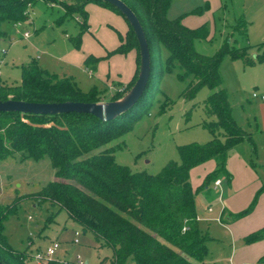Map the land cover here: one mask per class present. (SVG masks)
Instances as JSON below:
<instances>
[{
	"label": "trees",
	"instance_id": "obj_1",
	"mask_svg": "<svg viewBox=\"0 0 264 264\" xmlns=\"http://www.w3.org/2000/svg\"><path fill=\"white\" fill-rule=\"evenodd\" d=\"M44 1L62 7L56 23L80 18V33L71 40L74 46L79 45L80 34L87 30L84 10L87 3L106 7L125 20L115 7L100 0ZM121 1L138 19L149 53L148 80L136 103L106 121L77 112L50 115L0 111V162L13 158L18 152L33 161L48 160L53 178L30 196L37 202L48 200L56 204L82 232L90 233L109 247L111 257L101 258L100 264H200L207 255L209 238L198 228V201L210 206L216 200L210 186L214 180L220 179L226 185L231 183L227 160L236 146L248 142L252 150L255 149L251 134L233 118L228 94L221 87L220 62L226 55L240 58L245 64L254 60L248 58L246 49L231 50L226 44L211 56L197 53L193 49V39H204L205 28L203 25L188 28L180 22L181 16L168 18L166 11L172 0ZM31 2L0 0V22L25 20L26 8ZM239 22L245 23L242 19ZM126 24V32L124 35L117 33L118 44L107 55L134 49L135 73L129 83L117 88L107 99L104 91L95 87L82 91L72 79L50 74L38 66L35 57H28L19 67L17 81L0 79V100L100 102L118 99L133 84L139 63L137 42ZM243 31H247L245 24ZM259 47L262 53L256 56L264 58V42ZM161 49L166 51L163 62ZM97 60V57L88 56L84 65L92 70ZM175 65L183 70L180 78L190 77L179 94L182 99L191 100L202 87L210 90L202 101L203 112L210 119L201 121L210 139L204 143L176 146L178 161L168 160L155 174L132 171L126 165L115 163L114 149L106 145L125 134L147 111L159 77ZM160 106L163 110L167 100ZM208 160L214 161V168L192 189L189 170ZM17 202L0 207V261L30 264L29 253L10 248L2 231L3 220L14 212ZM253 207L254 203L232 215V220L240 219ZM263 237L264 228H261L244 239L251 243Z\"/></svg>",
	"mask_w": 264,
	"mask_h": 264
},
{
	"label": "rangeland",
	"instance_id": "obj_2",
	"mask_svg": "<svg viewBox=\"0 0 264 264\" xmlns=\"http://www.w3.org/2000/svg\"><path fill=\"white\" fill-rule=\"evenodd\" d=\"M61 14L62 7L56 3L32 0L20 26L0 22L1 80L18 79L20 65L28 57H36L38 66L58 78L76 81L82 90L93 85L98 89L104 87L106 73L99 62L92 71L87 72L84 68L82 56L88 45L81 40L84 33L80 34L78 46L71 43L80 33V18L56 23L55 19ZM166 16H181L180 22L188 28L204 26L206 37L193 39V49L197 53L211 56L226 44L231 50L246 49L248 58L254 60L245 64L242 59L227 55L221 59V87L228 94L233 118L251 134L255 149L253 151L248 142H243L230 153L227 170L232 174V181L226 197L217 199L197 217L199 230L210 238L203 264H229L231 233H235V228L251 225L264 217V101L260 99L264 95V58L256 56L261 55L259 45L264 42V0H172ZM240 19L245 23H240ZM244 24L246 32L243 31ZM24 31L28 32L26 38L22 37ZM165 56L166 51L161 49V62ZM182 73L177 65L164 71L147 111L125 134L106 145L113 147L115 163L126 165L132 171L155 174L168 160L178 161L176 146L204 143L210 139V134L201 126V121L210 119L202 109V101L210 90L202 87L191 100L182 99L179 94L190 80L189 76L180 78ZM84 74L102 75L99 81L94 80L84 88L80 80L86 76ZM253 93L258 97H253ZM164 100H167V106L161 110ZM211 168L210 162L190 169L192 189L201 183ZM52 178L47 159L33 161L18 152L13 158L0 162V207L18 201L14 212L2 222L9 247L30 253L35 249L43 251L51 240H55L59 244L53 255L56 259L66 258L72 262L78 255L87 264H100L101 258H110L111 249L90 233L82 232L64 210H58L57 205L48 200L37 202L30 196ZM210 186L215 198L219 196L217 187L213 183ZM252 203L253 209L237 222H220L221 211L224 219L228 217L233 221L232 215ZM74 231L79 232L77 244L71 243Z\"/></svg>",
	"mask_w": 264,
	"mask_h": 264
},
{
	"label": "crops",
	"instance_id": "obj_3",
	"mask_svg": "<svg viewBox=\"0 0 264 264\" xmlns=\"http://www.w3.org/2000/svg\"><path fill=\"white\" fill-rule=\"evenodd\" d=\"M84 10L87 13V30L82 32L84 33V36L83 38L81 37V40L83 39L88 45L83 53L82 58L84 57L86 59L88 56L98 58L93 69H96V66L99 62L102 67L101 69L106 73V81L103 88L98 89L94 85L91 87H95L97 90L104 91V98L107 99L108 96H110L117 88H123L132 79L136 69V53L134 49H131L123 54L112 53L107 55V52L112 51L118 44L117 33L124 35V33L126 32L127 24L125 20L120 15L109 10L108 8L91 2L87 3L84 6ZM84 68L87 72L93 70L87 69L86 66ZM84 75L86 76H83V79H80L82 82L80 83L85 86L84 88H86V86H88V84H91L92 81H99V77H101L102 74H96L98 77L93 76V74ZM17 80L18 79L12 81ZM91 87H88V89ZM88 89L86 88L85 90H81L86 91ZM210 162L212 163L211 169H213L215 166L213 160L205 161L197 166H201ZM230 184L226 185L223 181H221L220 186L217 187V195L219 196H216V200L210 206L215 204L217 202V199H219L220 197H226ZM200 203L201 202H199L198 214L205 209H209L210 207L205 206L203 202L201 204ZM223 216L224 213L223 211H221L219 216L220 222L226 221L229 223H235L241 219L240 218L231 221L230 218L226 217V219H224ZM261 228H264V217L260 218L258 221L252 223L251 225L244 226L239 229H234L235 233H231V255L227 259V262H229V264H257L259 261L264 260V237L251 243H247L244 239L251 232H254ZM209 240L210 238L208 239V241ZM203 262L204 260L200 264H203Z\"/></svg>",
	"mask_w": 264,
	"mask_h": 264
},
{
	"label": "water",
	"instance_id": "obj_4",
	"mask_svg": "<svg viewBox=\"0 0 264 264\" xmlns=\"http://www.w3.org/2000/svg\"><path fill=\"white\" fill-rule=\"evenodd\" d=\"M115 7L131 27L138 46V71L133 84L118 99L100 102H27L24 100H0V111H15L21 114H59L68 112L87 113L100 120H110L131 108L142 94L149 76L150 61L147 44L138 19L121 0H100ZM0 264H5L0 261Z\"/></svg>",
	"mask_w": 264,
	"mask_h": 264
},
{
	"label": "built area",
	"instance_id": "obj_5",
	"mask_svg": "<svg viewBox=\"0 0 264 264\" xmlns=\"http://www.w3.org/2000/svg\"><path fill=\"white\" fill-rule=\"evenodd\" d=\"M21 22L14 23L15 26H20ZM28 36V32H22V37L26 38ZM253 97H258L256 93H253ZM261 100H264V95L260 96ZM221 183L220 179H216L213 181V186L219 187ZM77 231H74V237L71 240V243L77 244L78 243V236ZM59 244L55 240H51L47 246L44 247L43 251L35 249L29 253V260L30 264H87L86 261H83L78 255L75 256L72 262L68 261L66 258L56 259L53 258L55 251L58 249ZM257 264H264V260L259 261Z\"/></svg>",
	"mask_w": 264,
	"mask_h": 264
}]
</instances>
